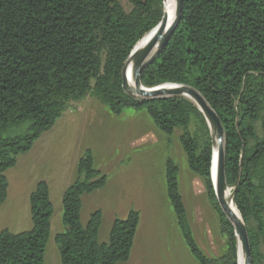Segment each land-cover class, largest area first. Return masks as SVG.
<instances>
[{
    "label": "trees",
    "instance_id": "16d2710c",
    "mask_svg": "<svg viewBox=\"0 0 264 264\" xmlns=\"http://www.w3.org/2000/svg\"><path fill=\"white\" fill-rule=\"evenodd\" d=\"M0 0V205L5 172L19 155L51 130L70 102L88 93L114 116L145 110L155 127L179 144L188 169L204 181L226 238L222 256L208 258L197 246L178 186V168L165 163L166 199L180 236L197 264H238L234 228L217 203L210 170L212 135L198 108L183 97L142 100L122 88V72L139 41L161 21L164 0ZM140 75L145 88L189 87L205 100L223 130L224 176L247 232L250 264L264 260V0H182L178 24L166 46ZM93 85L91 86V84ZM192 120L197 131L190 132ZM255 124H259L257 137ZM252 141V144L250 143ZM106 177L86 150L76 179L64 191L61 224L54 237L60 264L128 261L139 225L130 210L115 219L107 243L99 244V210L81 225L82 197L104 188ZM31 230L0 232V264H43L53 208L46 182L28 198Z\"/></svg>",
    "mask_w": 264,
    "mask_h": 264
},
{
    "label": "rangeland",
    "instance_id": "374dc122",
    "mask_svg": "<svg viewBox=\"0 0 264 264\" xmlns=\"http://www.w3.org/2000/svg\"><path fill=\"white\" fill-rule=\"evenodd\" d=\"M121 4L128 13L127 0H121ZM126 94L137 98L128 91ZM255 127L259 138V124ZM196 131V121L192 120L190 132L195 135ZM180 134L179 129L171 136L161 133L144 109L126 108L114 116L91 92L70 102L54 127L5 172L8 190L0 205V232L19 234L31 230L28 198L38 182H46L53 214L43 264H60L54 237L64 231L62 196L76 179L79 157L90 150L94 167L106 177V184L82 197L81 225L85 226L90 214L99 210L102 223L98 242L104 244L115 219H125L130 210L139 213L130 257L120 264H197L180 236L166 199L164 171L168 159L178 168L179 193L197 246L208 258L222 256L226 238L207 198L203 179L188 169L179 144ZM228 193L231 197V188ZM261 253L264 255V249Z\"/></svg>",
    "mask_w": 264,
    "mask_h": 264
},
{
    "label": "water",
    "instance_id": "95a60500",
    "mask_svg": "<svg viewBox=\"0 0 264 264\" xmlns=\"http://www.w3.org/2000/svg\"><path fill=\"white\" fill-rule=\"evenodd\" d=\"M175 3H176V16L171 26L168 29H166L167 18L164 10L163 17L160 23L151 31V32L156 31L155 32L156 34L153 36L150 42L141 50L138 51L135 50L137 45L132 50L122 72V77H123L122 88L124 89L125 92L128 91L124 73L126 71L127 65L130 63L131 73L133 75L134 83H135V96L138 99L147 101V100L161 99L167 97H183L188 100L191 99L190 101L198 108V110L203 115L209 127V130L212 135L213 145H214V134H215L219 147L218 162L216 164V169H215V179H213L212 176L213 153H212L211 170H210L211 182L213 184L215 197L220 210L225 215V217L230 221V223L234 228V234L237 238L238 246H240L243 252L244 264H250L251 254H250L246 228L242 223L240 217L239 219L236 220L231 216L227 204L224 201V194L228 190V188L225 184V176H224L223 130L218 117L213 112V110L207 105V103L200 96V94H198V92H196L195 90L189 87L174 85V84H165L154 88H145L140 83V75L144 67L148 65V63L154 57L153 55L149 58L150 53L152 52L153 49H156L155 55H157L166 46L178 24L182 10V0H175ZM164 86H167L168 88L163 89ZM130 96L132 95L130 94ZM231 200H232V195H231Z\"/></svg>",
    "mask_w": 264,
    "mask_h": 264
},
{
    "label": "bare ground",
    "instance_id": "6f19581e",
    "mask_svg": "<svg viewBox=\"0 0 264 264\" xmlns=\"http://www.w3.org/2000/svg\"><path fill=\"white\" fill-rule=\"evenodd\" d=\"M164 10L166 13V18H167L166 29H168L171 26V24L174 22V19L176 16L175 0H164ZM155 32L156 31H153V32L147 34L146 36H144V38L137 44L135 50L138 51V50L143 49L150 42V40L153 38V36L156 34ZM153 50L150 53V56L153 55V53H154ZM124 76H125L127 90L135 95V83H134L133 75L131 73V64L130 63L127 65ZM167 88H168L167 86L163 87V89H167ZM218 151H219L218 142H217L216 136L214 134L213 166H212L213 179H215V169H216V164L218 162ZM224 201L227 204V207H228V210H229L231 216L236 220L239 219V215H238V213L234 207V204L231 200V197L229 196L228 190L224 194ZM238 264H244L243 252H242V249L240 248V246H238Z\"/></svg>",
    "mask_w": 264,
    "mask_h": 264
},
{
    "label": "crops",
    "instance_id": "0c3cea01",
    "mask_svg": "<svg viewBox=\"0 0 264 264\" xmlns=\"http://www.w3.org/2000/svg\"><path fill=\"white\" fill-rule=\"evenodd\" d=\"M37 142V141H36Z\"/></svg>",
    "mask_w": 264,
    "mask_h": 264
}]
</instances>
